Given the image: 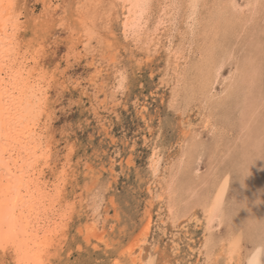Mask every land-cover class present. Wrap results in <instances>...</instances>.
Listing matches in <instances>:
<instances>
[{"label":"bare ground","instance_id":"bare-ground-1","mask_svg":"<svg viewBox=\"0 0 264 264\" xmlns=\"http://www.w3.org/2000/svg\"><path fill=\"white\" fill-rule=\"evenodd\" d=\"M36 1L42 13L36 15L33 9L25 15L19 0H0V250L9 253L12 264L61 258L67 242L76 237L78 251L83 245L94 251L104 246L107 254L116 250L113 264H153L151 253L160 251L157 240H148L154 225L169 238L172 252L180 254L181 243L192 241L191 224L203 235L200 245L192 248L194 264H264V0ZM54 21L59 37L68 40L72 58H80V47L85 57H92L96 71L90 83L95 93L89 106L107 135L100 109L113 111L121 104L119 95L128 77L120 53L129 49L113 43L118 30L113 22L131 46L130 59L135 51L143 53L140 64L153 61L161 51L167 56L160 83L172 87L168 105L179 113L182 145L168 164L161 131L155 133L143 221L126 246L110 236L115 225L108 226V209L101 213L104 191L100 187L96 192L104 171L111 176L107 186L112 185L113 158L109 169L84 163L92 182L84 185L86 197L80 202L86 201L88 213L73 237L74 220L81 216V207L67 199L73 146L55 178L45 177L51 157L45 129L54 104L51 80L57 86L68 81L82 86L61 62L50 66L52 78L41 70L46 47L54 46L45 41ZM102 22L109 32L106 39ZM97 56L107 64H95ZM104 72L111 75L110 82L100 78ZM194 108L199 122L192 118ZM137 110L152 132L143 113L147 107ZM143 138L147 143L149 138ZM125 163L133 164L131 155ZM114 201L111 197L116 210Z\"/></svg>","mask_w":264,"mask_h":264},{"label":"rangeland","instance_id":"rangeland-1","mask_svg":"<svg viewBox=\"0 0 264 264\" xmlns=\"http://www.w3.org/2000/svg\"><path fill=\"white\" fill-rule=\"evenodd\" d=\"M19 4L22 6L25 15H28L33 9L36 11V15L42 13V4L38 3L36 0H19ZM67 12L69 13L67 17L70 23L73 24L75 19L72 17L71 11ZM54 19L56 21L57 16H55ZM55 21L49 24L51 26L45 31V35L48 36L45 41L49 44L54 43V46H49L50 48H48V46L46 47L48 53L45 57H41L44 66L41 70L44 71L49 78H52L51 76L55 73L54 71H50V66L55 67L56 63L59 64V62H61V65L68 67L69 77L72 76L73 78L82 80V86L81 88H77L69 81L63 85L57 86L54 80H51L52 89L50 90V97L53 99L54 104L52 105L53 110L50 115V120L46 122L47 125L45 127L47 131L46 135L49 139L48 150H50L49 153L51 157L46 161L45 177L48 181H52L55 178V175L60 171V168L67 160L66 156L68 150L73 146L75 155H73V161H71L69 165L73 177L68 186L67 199L69 203H74L81 207V216H76L77 219L75 218L76 220H74L75 222L72 226L70 237H73L76 235L77 226L86 219L88 213L86 201L80 202L83 196L86 197L84 185L87 182H92L90 177L85 175L84 163L88 161L93 163L95 165L94 167L97 168L105 164L107 169H109L111 166L110 160L113 158L115 160V179L112 180V185L108 187L107 184L111 176L108 171H104V174L100 177L101 180L97 185L98 189L96 192L100 189L104 191L105 200L102 203L101 213H104L105 209H108V226L115 225L114 233L109 232L110 236L114 235V240L117 242L120 241V243L117 244L126 246L129 243L130 237L134 233L139 232L143 221L144 209L148 201L147 183L150 179L148 173V162L151 153L150 145L153 143L152 141H155V133L161 131V139L164 147V161H167L168 164H170L174 158H177L180 152V146L182 145L183 135L179 113L168 105L172 87H164L160 83L163 73L166 72L167 56L165 52L161 51L154 57L153 61L150 62L145 60L140 64L137 60L143 56V53L135 51L136 57L134 59L136 60L130 59L131 46H129L130 44L127 45L120 35L118 23H116V21L113 22V26L116 27V30L118 29L117 36L112 38L113 43L120 48L129 49L128 53H124V51L120 53L123 60L121 61L126 67L128 77L125 90L123 94L121 92L119 95V97L122 98L121 104L115 107L113 111H106L103 110V108L100 109V114L105 118L106 128L109 131V135H107L102 127L101 121L95 117L92 106H89L91 99H93V94L95 93L94 87L91 85L92 83H90L92 78L91 75L95 73L93 71L95 69L92 64H90L92 62V57H89V59L85 57L80 47V58H78V56L72 58L68 54L66 48L68 40L66 36L62 38L63 34L59 37L60 32L58 30V24ZM99 27L102 30L103 38L106 39L109 32L108 29H103L105 27L104 22L99 23ZM56 41L58 42L55 43ZM95 41L93 42L94 45L98 43ZM104 59L105 58L97 56L94 63L105 66V64H107V59ZM106 74L108 73L104 72L102 74L103 76L100 78L110 82L112 77L110 75L109 78ZM138 105L140 107L142 105L147 107V111L143 113L146 115V118L150 120V125H152L151 128L153 130L150 133L145 127L142 115L137 110L139 109ZM197 113V108H194L191 113L194 120H197L199 117ZM197 122L199 121L197 120ZM142 136L149 138L146 141L147 143L144 142ZM134 142H136V144L132 150L131 146ZM129 155L132 156L133 161V164L130 166L125 163ZM82 193L84 194L82 195ZM111 197L115 200L116 210H114L110 203ZM180 223L182 225L185 224L183 221ZM188 228L189 235L192 238L190 245H187V242L183 241L181 243L182 248L180 254H174L171 250L172 247L169 238L162 236L154 225L148 240L150 243L153 239L157 240L160 243V251L151 253L153 259L152 263H196L197 258L192 254V248H197L200 245L203 240V235L202 231L195 228L193 224ZM121 229L125 231V234L120 233ZM182 238H184V234H182ZM79 243L80 240L78 237L71 239L67 242L61 258H51L45 264L112 263V253H116V250H113L114 252L110 254L108 252L107 254L105 253L104 246L98 251H94L92 247H85L83 245V250L78 251L77 245H79ZM119 245H117V248ZM0 264H12L11 256L9 253H4L3 250H0ZM122 264L129 263L123 261ZM219 264L222 263L219 262Z\"/></svg>","mask_w":264,"mask_h":264}]
</instances>
